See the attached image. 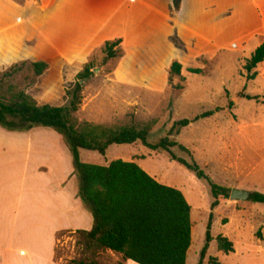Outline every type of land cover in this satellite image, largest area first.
<instances>
[{
    "label": "rangeland",
    "instance_id": "rangeland-1",
    "mask_svg": "<svg viewBox=\"0 0 264 264\" xmlns=\"http://www.w3.org/2000/svg\"><path fill=\"white\" fill-rule=\"evenodd\" d=\"M225 2L232 11L224 20L226 24L240 14L238 29L231 32L236 35L256 29V10L264 17V0ZM152 4L155 8V2ZM170 7L162 13L166 17L163 22L158 23L151 11H147L150 18L139 16L131 22L128 17L119 28L113 25L110 29L117 37L82 48L77 44L84 35L82 23L76 30L58 22L42 0H0V101L24 93L39 107L68 109L76 84H81L80 104L70 114L72 120L136 128L153 122L150 143L165 137L177 121L219 109L211 118L190 124L170 139L188 149L215 184L264 195V61L254 80H247L243 70L252 52L264 45V29L243 43L227 45L228 35H224L219 41H225L222 45L212 46L197 30V19L205 26L213 22L201 14L198 0H179L177 10L170 0ZM84 24L88 33L96 26ZM175 30L195 48L188 44V49L180 50ZM116 41V57L105 61V44ZM200 49L208 52L201 54ZM37 62L47 66L40 76L32 68ZM174 63L181 66L178 75L171 73ZM87 64L92 65L91 75L82 79ZM240 95L257 100L248 101ZM171 152L190 160L176 148ZM80 159L98 166L115 160L134 162L156 182L180 191L191 208L186 264H198L212 203L206 182L171 161L167 153L151 152L139 143L111 146L105 157L81 151ZM72 172L70 154L53 130L10 133L0 128V260L7 248L25 254L32 264H70L88 257L84 239L78 234L81 230L75 228L87 227L88 219L91 226V215L76 197L78 180ZM65 185L63 192L70 205L69 214L62 216L55 195ZM211 236L203 264H208L210 257L220 264H264V205L219 199ZM218 236L233 244V254L217 251ZM96 260L115 264V258L104 251Z\"/></svg>",
    "mask_w": 264,
    "mask_h": 264
},
{
    "label": "trees",
    "instance_id": "trees-1",
    "mask_svg": "<svg viewBox=\"0 0 264 264\" xmlns=\"http://www.w3.org/2000/svg\"><path fill=\"white\" fill-rule=\"evenodd\" d=\"M174 10L179 0H172ZM119 41L106 43L104 60L116 57ZM264 61V45L257 47L245 61L243 70L247 80H254L256 69ZM44 62L32 65L36 76L46 69ZM91 64L83 68L82 79L91 75ZM181 66L174 63L171 73L180 74ZM200 74L198 70L189 71ZM248 101L257 100L240 95ZM80 104V84H76L70 107L37 106L26 94L18 93L8 102L0 101V128L10 133H27L36 128L51 129L64 141L70 154L73 172L78 180L77 199L92 218L90 231H79L84 239L88 257L70 264H99V252L109 250L121 255L123 260L135 264H186L191 244V208L182 193L156 182L134 162L112 161L107 166L82 163L81 151L97 153L105 157L111 146L140 144L151 152H164L171 161L194 174L196 179L206 182L212 203L205 228L204 245L198 264H203L213 241L211 228L214 211L219 199H229L231 190L212 182L195 162L192 153L170 138L179 136L181 129L200 120L209 119L219 112H204L191 120L173 123L167 135L156 143L149 142L153 122L142 128L104 127L71 119ZM232 106V103H229ZM176 148L189 157V162L177 158L171 152ZM249 201L264 205V195L251 193ZM216 249L225 255L234 253L233 244L222 236L215 239ZM208 264H220L216 258H208Z\"/></svg>",
    "mask_w": 264,
    "mask_h": 264
},
{
    "label": "crops",
    "instance_id": "crops-1",
    "mask_svg": "<svg viewBox=\"0 0 264 264\" xmlns=\"http://www.w3.org/2000/svg\"><path fill=\"white\" fill-rule=\"evenodd\" d=\"M154 2L156 9L152 4ZM154 2L153 0H151L150 5L149 0H42L43 5L47 7L49 6L51 8L50 15L54 17V19L58 22L65 23L69 27L75 26L76 30L78 29L79 23H82L81 32L82 34L84 33V35L82 36L81 40H77V44L82 48H91L98 45L102 41L106 42V40L117 37L118 34H113V31H110V29L113 25L119 28L120 25H123L127 22L128 17V21L131 22H133V20L137 21L139 16L141 17V19L150 18L147 11H151L154 12V15L156 16L155 19L158 23L163 22L165 16H163L162 13L165 11V15V13H167V11L171 9L170 0H154ZM198 3L201 6V14L205 15L204 18L211 17V21L213 22L209 23L210 26H205L203 25L205 22L202 23L200 19H197L199 24L197 30L199 34L203 35L202 39L212 46H218L219 44L222 45L221 43H224L225 41H227L225 44H229V42L243 43L249 39H252L256 34L264 29V17L260 9L259 11L256 10L259 25L256 27V29H246L241 36L231 33L233 29H238V23L236 20L240 19V14L237 15V19H234L235 23H232L234 20H232L231 22L228 21V24L224 22V20H226V17H231L230 14L232 13V11H229L231 5L227 4L225 0H198ZM85 22H93L96 24V26H91L90 33L84 30ZM224 35H228L227 39L223 42H219L222 37H224ZM229 36L233 38H229ZM175 37L177 43L180 45L178 46L180 50L183 51L185 49H188V44L190 43L187 40L185 42L183 38H181L180 33H178L177 30H175ZM225 44L224 46H226ZM176 46L177 45H175L174 47ZM181 47H183V49ZM190 48L193 50V48H195V45L190 44ZM204 52H208V50L200 49L199 51V53L201 54ZM68 177L63 178L62 180L64 181ZM65 187L66 185L61 188L59 194L56 192L55 195L57 206L58 203H60L61 207L59 210L60 213L58 215L62 216L69 214L70 205L68 194L63 192ZM82 208L87 211L83 206ZM91 226L88 219L87 227H85L84 229H75L81 230L83 232H88L90 231ZM104 254L114 257L115 264H135L129 260H123L120 254L109 250H105ZM30 263L32 264L33 262L31 260H28L25 254L19 253L12 248H7L3 258L0 260V264Z\"/></svg>",
    "mask_w": 264,
    "mask_h": 264
},
{
    "label": "water",
    "instance_id": "water-1",
    "mask_svg": "<svg viewBox=\"0 0 264 264\" xmlns=\"http://www.w3.org/2000/svg\"><path fill=\"white\" fill-rule=\"evenodd\" d=\"M81 85V84H80ZM250 194L239 190H231L230 200L246 201L249 200Z\"/></svg>",
    "mask_w": 264,
    "mask_h": 264
}]
</instances>
